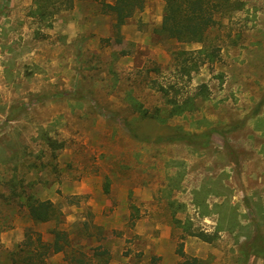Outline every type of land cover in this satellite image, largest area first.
<instances>
[{"label": "rangeland", "instance_id": "rangeland-1", "mask_svg": "<svg viewBox=\"0 0 264 264\" xmlns=\"http://www.w3.org/2000/svg\"><path fill=\"white\" fill-rule=\"evenodd\" d=\"M5 1L0 264H11L27 229L49 241L53 228L89 264H264V0H240L211 28L217 58L197 59L190 75L180 63L197 54L173 52L202 44L158 34L162 0L123 23L99 1L76 0L47 27ZM201 83L208 98L164 122L132 104L169 107L161 87L181 100ZM17 192L61 215L33 222ZM46 261L78 264L60 251Z\"/></svg>", "mask_w": 264, "mask_h": 264}, {"label": "trees", "instance_id": "trees-1", "mask_svg": "<svg viewBox=\"0 0 264 264\" xmlns=\"http://www.w3.org/2000/svg\"><path fill=\"white\" fill-rule=\"evenodd\" d=\"M76 0H33L29 8L30 16L37 17V21L43 26H51L52 18L63 11L73 7ZM99 1L103 11L110 12L115 21L123 23L135 12L142 10L146 0H114L113 5L107 8L104 0ZM164 2L162 20L158 29L161 36L185 43L202 44L200 48L191 51H175L173 56L197 54V58L189 56L180 63V71L183 74L190 75L192 70L198 66V60L202 63L212 62L217 58L219 46L209 37L212 27L222 21L226 15L242 8V2L239 0H162ZM173 88V86L171 87ZM165 103L169 107L155 108L150 111L141 106V103L132 98V104L135 109L139 110V114L143 118H153L159 122H164L171 115L182 113L185 111L192 112L197 109V98L204 101L208 98V86L201 83L197 86V90L192 95L178 100L175 88V94L168 95V91L161 87ZM212 128L202 132V134L211 133ZM49 145L54 146V140L46 137ZM17 198L20 203L25 204L27 214L33 222H45L58 219L61 211L52 201L39 198H24L20 192H17ZM52 237L49 241H43L41 235L27 229L22 241L18 246L9 252V260L11 264H48L47 255L54 252H64L70 262L74 261L78 264H89L82 258L77 257L74 252L68 255L67 248L70 247L71 240L68 233L64 229H51ZM205 238L204 233H201ZM206 240V239H205ZM255 246V245H254ZM107 252V251H103ZM181 252V251H180ZM182 254V252H181ZM70 256V257H68ZM108 264V262H105ZM180 264H204V262L196 257H190L182 260Z\"/></svg>", "mask_w": 264, "mask_h": 264}, {"label": "crops", "instance_id": "crops-1", "mask_svg": "<svg viewBox=\"0 0 264 264\" xmlns=\"http://www.w3.org/2000/svg\"><path fill=\"white\" fill-rule=\"evenodd\" d=\"M5 2H6L5 0H0V11L2 10V8L6 7V5L4 4ZM31 2H32V0H11V6L13 7L15 5L16 10L19 9L17 7H20L21 9H25V8L28 9L31 5ZM5 17H9V16H5ZM17 19L20 20L21 23L22 22L24 23L25 17H24V15L19 14ZM4 20H5L4 23L3 22L2 23L6 27V25H8L9 18H5ZM5 42H8V41L6 40Z\"/></svg>", "mask_w": 264, "mask_h": 264}]
</instances>
